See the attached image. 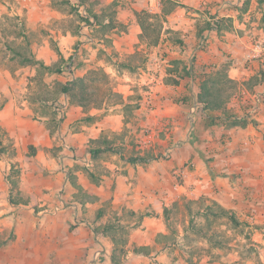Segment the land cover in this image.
<instances>
[{
    "label": "crops",
    "instance_id": "obj_1",
    "mask_svg": "<svg viewBox=\"0 0 264 264\" xmlns=\"http://www.w3.org/2000/svg\"><path fill=\"white\" fill-rule=\"evenodd\" d=\"M236 1L241 4L240 0H83L86 7L99 15L97 28L107 32L106 37H116L97 39L96 47L82 43L90 47V57L82 55L84 67L73 73L68 81L85 77L96 62H109L115 65L110 69L113 89L122 94L124 102L104 101L99 104L81 99L73 102L64 94L63 103L68 108V116L60 137L68 146L82 147L92 139L100 142L106 139L109 146L115 139L112 135H120L126 126L142 125L152 130L151 146L154 148L129 156L109 149L97 156L88 151L86 158H78L80 161L89 160L94 174L89 179L78 171L77 181L71 182L77 188L75 191H80L76 194V212L78 215L82 213L83 204L90 207L105 205L110 208L108 212L125 216L134 213L147 215L154 210V215L144 216L142 225L133 228L132 242L141 250L135 252L134 248L133 251L139 259L155 253L162 264L173 263L172 260L177 262L179 258L181 261L177 264H189L188 258L192 254L190 239L194 231L188 224L179 225L177 231L172 229L168 225L170 210L176 212L184 208L189 212L191 204H203L208 211L218 208L227 211L225 213L230 210L238 213L254 204H264V109L256 118H243L241 123L233 124L227 117L244 110L240 93L264 88V81L252 82L261 70L264 71V54L258 59L248 56L253 45L249 34L261 33L264 38V31L256 22L245 23L252 9L239 10L233 6ZM170 3L175 7H168ZM19 4L18 12L33 22V29L46 27L53 32L65 58L72 53L77 42L80 45V30L63 21L62 2L22 0ZM96 4L100 7L94 8ZM109 6L116 14V26L108 24V19L102 22L103 16L108 15ZM3 10L0 8V13ZM144 12L152 19L160 17L163 20V32L157 41L142 40L140 17ZM214 19L218 24L233 22L240 30L220 35ZM109 31L119 33L109 34ZM170 37L182 40H170ZM262 37L256 40H264ZM200 41H205L206 47L196 49ZM102 49L110 53H107V61L105 55L102 56ZM223 50L232 51L233 55L228 57ZM138 51L142 52L143 59L135 66L128 58ZM36 53L45 64L59 60L49 38L36 48ZM225 64L226 77L238 86L231 100L225 101L227 113L222 108L212 110L201 102L203 106L191 117L189 107L197 99L202 81L210 77L213 80L210 85L216 88L221 82L220 69ZM134 94L140 100V106L132 110L130 117L127 101ZM148 96L152 98L149 105L145 101ZM16 101L11 97L7 105L18 107ZM26 103L24 100L23 104ZM88 112L94 116L90 123L79 121L72 124L77 117ZM0 124L11 135H16L15 125L6 121H0ZM47 134L51 141L50 132ZM128 138L125 136L122 141L129 144ZM166 149L169 156H166ZM62 161L63 171H67L65 166L74 163L66 155L62 156ZM83 194L90 198H82ZM211 214L210 211L208 217ZM236 214L233 216L238 219ZM214 218L211 216L207 221L215 222ZM137 256L132 259H138Z\"/></svg>",
    "mask_w": 264,
    "mask_h": 264
},
{
    "label": "rangeland",
    "instance_id": "obj_2",
    "mask_svg": "<svg viewBox=\"0 0 264 264\" xmlns=\"http://www.w3.org/2000/svg\"><path fill=\"white\" fill-rule=\"evenodd\" d=\"M59 1L64 6L63 21L80 30L82 37L80 45L75 44L67 58L61 61L58 54L57 62L46 64L53 67L60 65L61 71L55 72L38 63L37 60L42 59H38L36 53V48L46 38L50 39L52 48L57 51L58 39L53 32L46 27L33 29V22L25 14L18 12V1L0 0V8L4 9L0 13V121L11 123L16 129V135H11L0 124V264H112L111 254L114 247L115 254L125 264L130 261V264H162L163 261L155 253L139 259L133 251L138 248L132 242L133 228L142 225L144 216L154 215V210L147 212V215L134 213L125 216L115 211L108 212L110 208L105 205L90 207L83 204L82 213L78 215L76 212V194L80 191H75L77 188L71 182L74 179L77 181L78 171L89 179L94 174L90 169V161H80L78 158H86L88 151L98 148L101 142L92 139L80 147L68 146L61 139L63 123L68 116L61 88L69 82L73 73L84 67L82 55L90 57V45L96 47L97 39H113L116 36L106 37L107 32L96 26L99 19L91 18L89 23L83 18L82 7H86L83 0ZM240 1L241 4L236 1L233 6L239 10L252 9L250 18L245 23L250 25L256 22L258 28L264 31V1ZM169 6L174 8L175 4L170 3ZM97 7L100 6L96 4L94 8ZM86 8L87 14H90V8ZM112 10V6H109L108 15L100 16L105 17L102 22L108 19V24L116 26L118 21ZM142 19L148 26L145 33L142 32V40L153 42L158 36L160 38L164 27L162 18L152 19L147 13L141 16ZM236 27L230 21L220 22L218 31L220 35H225V32L239 31ZM108 33L117 34L119 31ZM249 35L252 44L254 40L262 37L261 33ZM170 40L182 39L170 37ZM82 43L89 46L81 45ZM199 44L206 47L205 41H200ZM107 53L106 49H102V56L105 55L106 61V57L110 55ZM223 53L228 57L233 55L228 50H223ZM113 55L114 51L111 52V56ZM142 56V52L138 51L128 58L130 64L140 65ZM112 65L115 67L109 62H96L88 69L84 77V98L81 100H94L99 104L104 101L124 102L122 94L113 89L114 80L110 73ZM226 66L227 64L220 69L219 85L216 88L212 86L216 101L231 100L238 89L237 84L226 77ZM133 96L127 101L130 117L132 110L140 106L137 95ZM11 97L16 98L18 107L7 105ZM24 100H27L26 104H23ZM237 115L244 116V110ZM93 118L88 112L87 115L77 117L72 124L79 121L90 123ZM146 128L142 125H135L134 128L126 126L120 135H112L115 139L108 147L113 152L116 150L128 156L143 150L146 153L154 148L140 142L145 136ZM47 132H50L51 141ZM125 136H129V144L122 141ZM65 155L70 156L74 162L65 166L67 171H63L62 165V156ZM84 195L86 194L82 198H90L89 195ZM254 205L246 207L243 212L228 211L237 213L236 219L233 214L218 208L213 209L215 211L210 209L212 214L208 217L210 211L206 205L191 204L189 212L184 208H179L176 212L175 209L170 210L168 225L175 231L179 225L187 224L193 229L189 264H264V204ZM164 215L168 216V212L164 211ZM211 216L216 217L215 222L207 221ZM131 220L136 223H131ZM98 226L104 227L103 232L97 231ZM198 230L202 232H196ZM135 256L138 259H132ZM179 261L181 258L177 262L172 260L173 263L168 261L167 264H177Z\"/></svg>",
    "mask_w": 264,
    "mask_h": 264
},
{
    "label": "trees",
    "instance_id": "obj_3",
    "mask_svg": "<svg viewBox=\"0 0 264 264\" xmlns=\"http://www.w3.org/2000/svg\"><path fill=\"white\" fill-rule=\"evenodd\" d=\"M264 0H260V2L262 3ZM147 13L144 12L142 15H146ZM141 15V16H142ZM83 18L85 20H87L89 23L91 18H94L95 20L99 19V15L92 12L90 10V14L88 13V16H83ZM141 18V17H140ZM146 18V17H144ZM141 21V25H142V29H143V33H145V30L147 29L148 26H146L145 24V20L143 22V19L140 20ZM159 39V36L157 38H155L154 41H157ZM57 52L60 55V60L63 61L65 59L64 55L62 54V52L60 51L59 48H57ZM34 60V59H33ZM38 63H40L45 69L50 70V71H55V72H60L61 71V67L60 65L57 67H53L51 65H46L43 61H38ZM213 80L210 79V77L206 78L204 81H202L201 84V90L199 92V94H197V99L200 102H203L204 105L210 109H216V108H222L224 113H227L226 111V107H224L225 105V101H216L214 99V94H215V90L214 88L210 85V83H212ZM263 82L264 81V71L261 70L259 72V76L254 77V79H252V82ZM85 78L84 77H77L74 80H72L71 82L69 81L66 84H63L62 88H61V92L66 94L71 101H76L78 99H83L84 98V93H85ZM228 118L231 119V121H233L232 123H241V119H243L244 117L237 119L236 117H234L233 114L227 116ZM105 147V148H103ZM106 149L111 150L112 148H108V144H107V140L106 139H102L101 141V146L98 148H93L91 149V153L93 156H97L101 151H104ZM116 151V150H114ZM129 161H134V158H129ZM103 227H98L97 231L103 232ZM113 253L111 254V263L112 264H125V262H123L122 260H120L119 256L117 254H115V247L113 249ZM135 252H139L141 250H139L138 248H135L134 250Z\"/></svg>",
    "mask_w": 264,
    "mask_h": 264
},
{
    "label": "built area",
    "instance_id": "obj_4",
    "mask_svg": "<svg viewBox=\"0 0 264 264\" xmlns=\"http://www.w3.org/2000/svg\"><path fill=\"white\" fill-rule=\"evenodd\" d=\"M9 1H18L21 2L22 0H9ZM82 14H87V8L85 6L82 7ZM83 35V33L81 31ZM79 44V43H78ZM203 48V44H199L196 49ZM264 54V40H256L253 42V45L251 47V53L248 55L250 58H261ZM239 99L244 104V116L234 115L237 119H240L242 117H248V118H256L259 116L261 111L264 109V88L262 89H255L253 91H243L239 95ZM146 103L149 105L152 101L151 97H146ZM203 106V103L198 101V99H195L190 105L189 108V114L191 117L197 112V109ZM144 145H151L152 143V130L150 128L145 129V136L142 138L141 141ZM166 156H169V152L166 153Z\"/></svg>",
    "mask_w": 264,
    "mask_h": 264
}]
</instances>
